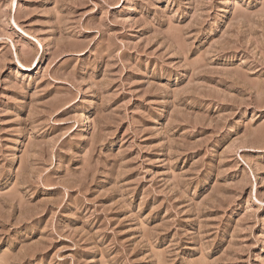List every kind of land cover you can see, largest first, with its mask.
Instances as JSON below:
<instances>
[{"label":"rangeland","instance_id":"obj_1","mask_svg":"<svg viewBox=\"0 0 264 264\" xmlns=\"http://www.w3.org/2000/svg\"><path fill=\"white\" fill-rule=\"evenodd\" d=\"M0 264H264V0H0Z\"/></svg>","mask_w":264,"mask_h":264}]
</instances>
